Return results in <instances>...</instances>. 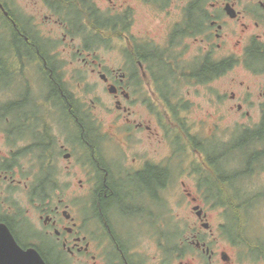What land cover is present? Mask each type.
I'll return each mask as SVG.
<instances>
[{"label":"flooded vegetation","instance_id":"1","mask_svg":"<svg viewBox=\"0 0 264 264\" xmlns=\"http://www.w3.org/2000/svg\"><path fill=\"white\" fill-rule=\"evenodd\" d=\"M0 42V224L23 249L264 264V0H0Z\"/></svg>","mask_w":264,"mask_h":264},{"label":"rangeland","instance_id":"2","mask_svg":"<svg viewBox=\"0 0 264 264\" xmlns=\"http://www.w3.org/2000/svg\"><path fill=\"white\" fill-rule=\"evenodd\" d=\"M1 45V42H0ZM227 85H221L220 88L221 90H219L218 94H222L223 90L225 89ZM184 91H188V87H186L184 89ZM195 94H197V97H192L195 100H200L201 104H202V112H200L197 116L201 115L202 119H206L209 121V114L210 112H213V108H212V102L209 100L210 99V92L209 90H205L200 88V92L196 93L195 91H193ZM217 117L219 116V113H217L216 115ZM231 119L228 118L227 122L230 123ZM212 122V119H211ZM220 138H223V134L219 135ZM180 211V216H186L187 215V211L182 207L180 208V210H176L175 214L178 213ZM254 217H251V224H250V229L253 235H257V233L260 231L261 234L259 235V237L264 238V210L262 211H258L255 214H253ZM213 216V222H217L219 221L220 217H219V211H216L214 214L212 213ZM176 236V231H174L173 229H170V241L171 243L174 241V238ZM173 246L171 244L170 249H172ZM173 257L172 255V251L169 252L168 254V258L171 260ZM61 259L58 257V259H56L55 257H53V262H60ZM172 262V260H171ZM72 264V262H71Z\"/></svg>","mask_w":264,"mask_h":264},{"label":"water","instance_id":"3","mask_svg":"<svg viewBox=\"0 0 264 264\" xmlns=\"http://www.w3.org/2000/svg\"><path fill=\"white\" fill-rule=\"evenodd\" d=\"M0 264H46L34 249H22L7 227L0 225Z\"/></svg>","mask_w":264,"mask_h":264}]
</instances>
